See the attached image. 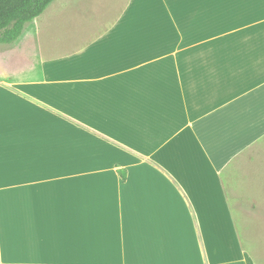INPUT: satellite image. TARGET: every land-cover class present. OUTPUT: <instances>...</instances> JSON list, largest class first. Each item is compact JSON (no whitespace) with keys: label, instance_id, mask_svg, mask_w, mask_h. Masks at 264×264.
<instances>
[{"label":"crops","instance_id":"1","mask_svg":"<svg viewBox=\"0 0 264 264\" xmlns=\"http://www.w3.org/2000/svg\"><path fill=\"white\" fill-rule=\"evenodd\" d=\"M47 9L0 44V264H252L264 0Z\"/></svg>","mask_w":264,"mask_h":264},{"label":"rangeland","instance_id":"2","mask_svg":"<svg viewBox=\"0 0 264 264\" xmlns=\"http://www.w3.org/2000/svg\"><path fill=\"white\" fill-rule=\"evenodd\" d=\"M129 0H55L48 6L47 12L42 17L49 21L50 25L67 26L84 25L89 23L90 17L96 13L105 17H112L125 9ZM52 12V13H51ZM86 14V15H85ZM73 19L69 23V18ZM52 19V20H51ZM87 20V23H85ZM42 22L43 19H42ZM259 224V223H258ZM252 224L238 226L240 243L246 250L247 257L252 264H264V225Z\"/></svg>","mask_w":264,"mask_h":264},{"label":"trees","instance_id":"3","mask_svg":"<svg viewBox=\"0 0 264 264\" xmlns=\"http://www.w3.org/2000/svg\"><path fill=\"white\" fill-rule=\"evenodd\" d=\"M54 0H0V44L18 39L26 24L39 17Z\"/></svg>","mask_w":264,"mask_h":264}]
</instances>
